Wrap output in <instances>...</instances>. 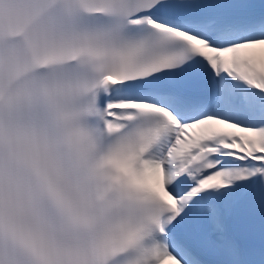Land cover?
<instances>
[{"label":"snow or ice","instance_id":"1","mask_svg":"<svg viewBox=\"0 0 264 264\" xmlns=\"http://www.w3.org/2000/svg\"><path fill=\"white\" fill-rule=\"evenodd\" d=\"M0 264H264V0H0Z\"/></svg>","mask_w":264,"mask_h":264}]
</instances>
